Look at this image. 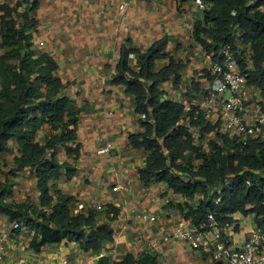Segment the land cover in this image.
I'll return each mask as SVG.
<instances>
[{"label": "trees", "instance_id": "trees-1", "mask_svg": "<svg viewBox=\"0 0 264 264\" xmlns=\"http://www.w3.org/2000/svg\"><path fill=\"white\" fill-rule=\"evenodd\" d=\"M179 3L189 0H177ZM209 6L194 24V38L205 52L218 51L237 41L253 50L254 66L248 70V84L264 97V0H201ZM39 0H0V156L18 152L11 171H30L36 178L38 202L14 203L13 182L0 180V214L10 221L22 219L35 235L30 247L37 252L45 245L75 241L84 250H96L113 239L111 222L120 209L113 204L72 213L74 197L56 189L55 181L70 179L77 168L59 157L60 150L79 158V116L73 100L64 92L66 84L58 76V63L51 53L34 45L39 25L35 13ZM167 38L148 50L124 44L110 83L122 84L135 98L136 112L144 130L129 136L134 148L147 152L140 179L145 184L161 182L189 202L185 218L200 224L212 212L222 222L236 221L235 213L264 222V139H250L246 145L217 133L205 153L197 145L192 126L201 128V138L216 127L201 112H184L183 105L169 98L165 90L171 81L182 86L187 62L166 51ZM132 54L140 66H132ZM162 59H167L162 65ZM196 88L198 85L196 83ZM49 132L44 142L38 134ZM196 159L200 164L196 165ZM246 169V170H245ZM255 170V172L250 171ZM0 173L2 168L0 166ZM250 176V184L245 179ZM8 198V199H7ZM196 200V203L192 201ZM217 200H219L217 202ZM19 228L13 232L19 233ZM113 264H159L156 255L128 254Z\"/></svg>", "mask_w": 264, "mask_h": 264}, {"label": "crops", "instance_id": "crops-1", "mask_svg": "<svg viewBox=\"0 0 264 264\" xmlns=\"http://www.w3.org/2000/svg\"><path fill=\"white\" fill-rule=\"evenodd\" d=\"M123 1L127 2L125 10L119 8ZM197 1L39 0L34 45L56 59L57 74L66 84L64 92L73 100L79 116V158L75 160L63 150L59 154L77 170L70 179L63 176L55 181L56 189L74 197V214L79 213V204L83 205L80 212L105 204L120 209L117 219L111 222L113 239L102 243L101 248L87 251L78 242L62 241L42 247L46 255L41 253L39 258L54 259L58 246H64L70 264H113L128 254L140 256L146 252L156 255L159 264H213L205 253L183 240L153 244L162 234L188 223L185 212L191 201L164 183L141 181L139 170L148 154L134 148L129 140L131 134L144 130L135 98L124 85L109 81L124 44L146 51L156 41L167 38L166 52L187 62L181 88L174 89L170 81L165 88L167 96L173 100L190 97L192 83L195 86V80L199 82L198 77L210 64L204 48L194 38V24L203 15ZM131 61L132 65L138 61L135 54ZM249 87L263 97L258 88ZM218 116L214 114L211 120L217 122ZM200 162L196 159L195 164ZM22 174L36 181L30 171ZM144 214L156 220L144 219ZM249 215L234 222L232 241L245 240L252 223ZM20 238L24 246L30 241L26 230Z\"/></svg>", "mask_w": 264, "mask_h": 264}, {"label": "built area", "instance_id": "built-area-1", "mask_svg": "<svg viewBox=\"0 0 264 264\" xmlns=\"http://www.w3.org/2000/svg\"><path fill=\"white\" fill-rule=\"evenodd\" d=\"M197 2L201 10L209 8L203 1L198 0ZM126 7V1L119 4L121 10H125ZM237 43L240 42L237 41ZM206 55L210 59V64L207 70L198 77L199 82L195 80L199 84L198 88H195L192 83L191 96L178 98L176 101L183 105L185 113L201 112L205 120L216 124V127L207 134L212 135L219 132L231 137L237 141V144L243 145L253 138L264 139V97L255 93L256 100H254L252 98L253 91L248 84L247 71L253 69L254 66L252 48L245 44H236V48L226 44L218 51L206 52ZM132 66L137 69L140 64L136 61ZM227 92L231 93L229 97L225 96ZM216 113L219 115L218 120L213 122L211 117ZM185 123L189 126L196 144L201 145V150L208 153L210 139L206 136L203 139L200 137L201 128L192 126L187 115ZM205 139L206 142H204ZM250 171L255 172L252 169ZM245 181L250 184L249 175ZM81 208L83 205L79 204L76 211L80 212ZM233 216L236 220L245 217L240 212ZM249 216L252 223L243 242L230 239L234 235L233 231L236 233L235 221V223L222 222L217 219L214 213L209 212L207 218L200 224L196 225L188 220V223L162 234L159 240L153 241V244L159 246L174 240H183L191 248L205 253L213 264H264V222L260 223L253 214ZM143 218L151 221L156 220L155 216L148 214H144ZM17 228L21 231L13 232ZM25 230L34 237V230L28 228ZM22 231L19 222L6 221V218L0 215V264L71 263L70 254L64 246H58L54 259L15 255L18 250L21 251L25 247L20 238ZM7 257H9L8 261Z\"/></svg>", "mask_w": 264, "mask_h": 264}, {"label": "rangeland", "instance_id": "rangeland-1", "mask_svg": "<svg viewBox=\"0 0 264 264\" xmlns=\"http://www.w3.org/2000/svg\"><path fill=\"white\" fill-rule=\"evenodd\" d=\"M7 1H9L11 4H15L17 2L16 0H7ZM238 44L243 45L242 43H238ZM163 63L164 62L161 61L159 64L162 65ZM168 90H169V88H168ZM255 92H256V90L254 91V89H253L252 98L254 100H256ZM230 95H231L230 92H227L225 94L226 97H229ZM213 119H215V118H213ZM217 120H218V118H217ZM48 132H49V129L45 126L43 128V130H41L39 132L38 140H40L43 143L44 142V135H46ZM206 138L214 139V138H216V134H212V135L207 134ZM206 141L207 140L205 139L204 142H206ZM10 144H11V148H12L11 152L4 153L0 156V166L2 168V173H0V180L4 181L5 175L7 174L9 177V180L11 182H13V187H12L13 194L9 199L8 198L7 199L13 201L14 203L32 202V203L36 204L38 202V190L36 187L35 179L28 174L25 175V174H22L19 172H15L13 170L11 171V169L15 165L14 156L16 155V145H14V143H12V142ZM0 215H2L4 218H6V221H10L8 219V217H6L5 215H3V214H0ZM16 221L21 224L22 230H25L26 228H28V226L25 225L24 220H22V219L13 220V222H16ZM28 233L29 232L27 231V234ZM29 237H30V241H31L33 239V236L29 235ZM30 241H27L26 246L23 248V250H21V251L18 250L15 255H22V256H26V257H36V258H39V256H40L39 254H41V253H43V255H46V253L44 254V251L37 252L34 249H32L30 246H27L28 243H30ZM41 250H42V248H41ZM28 255H31V256H28ZM8 260H9V257H7V261Z\"/></svg>", "mask_w": 264, "mask_h": 264}]
</instances>
